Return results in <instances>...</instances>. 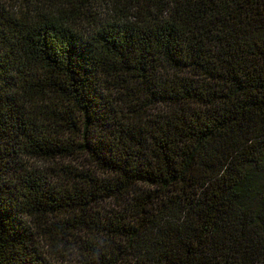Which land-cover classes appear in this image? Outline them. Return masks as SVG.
Instances as JSON below:
<instances>
[{"label":"trees","instance_id":"16d2710c","mask_svg":"<svg viewBox=\"0 0 264 264\" xmlns=\"http://www.w3.org/2000/svg\"><path fill=\"white\" fill-rule=\"evenodd\" d=\"M45 246L264 264V0H0V264Z\"/></svg>","mask_w":264,"mask_h":264},{"label":"rangeland","instance_id":"374dc122","mask_svg":"<svg viewBox=\"0 0 264 264\" xmlns=\"http://www.w3.org/2000/svg\"><path fill=\"white\" fill-rule=\"evenodd\" d=\"M37 167H40V165H38ZM45 250L47 251V253H45L46 258L51 259L53 264H60L55 259H53L52 257L49 256L50 255V249L49 248L46 247V249H44V252H45Z\"/></svg>","mask_w":264,"mask_h":264}]
</instances>
